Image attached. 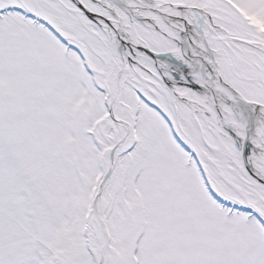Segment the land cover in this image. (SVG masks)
Returning a JSON list of instances; mask_svg holds the SVG:
<instances>
[{"label":"snow or ice","instance_id":"6c2138e0","mask_svg":"<svg viewBox=\"0 0 264 264\" xmlns=\"http://www.w3.org/2000/svg\"><path fill=\"white\" fill-rule=\"evenodd\" d=\"M0 264H264V0H0Z\"/></svg>","mask_w":264,"mask_h":264}]
</instances>
